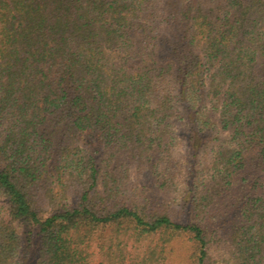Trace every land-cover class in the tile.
Segmentation results:
<instances>
[{
    "label": "trees",
    "instance_id": "obj_1",
    "mask_svg": "<svg viewBox=\"0 0 264 264\" xmlns=\"http://www.w3.org/2000/svg\"><path fill=\"white\" fill-rule=\"evenodd\" d=\"M0 264H264V0H0Z\"/></svg>",
    "mask_w": 264,
    "mask_h": 264
}]
</instances>
